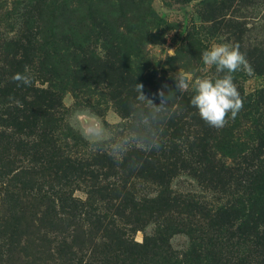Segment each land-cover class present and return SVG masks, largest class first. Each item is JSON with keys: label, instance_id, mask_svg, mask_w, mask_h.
Wrapping results in <instances>:
<instances>
[{"label": "rangeland", "instance_id": "1", "mask_svg": "<svg viewBox=\"0 0 264 264\" xmlns=\"http://www.w3.org/2000/svg\"><path fill=\"white\" fill-rule=\"evenodd\" d=\"M217 43L252 67L219 129L176 85L223 75ZM97 125L159 147L114 159ZM0 264H264V0H0Z\"/></svg>", "mask_w": 264, "mask_h": 264}, {"label": "clouds", "instance_id": "2", "mask_svg": "<svg viewBox=\"0 0 264 264\" xmlns=\"http://www.w3.org/2000/svg\"><path fill=\"white\" fill-rule=\"evenodd\" d=\"M169 53L173 56L174 50L169 48ZM202 63L205 65V71L214 67L217 74L223 73V75H217L215 78L197 76L189 81L179 72L176 85L180 92L187 91L191 87L194 95L190 99V104L198 110L201 119L211 127L223 128L229 121V114L231 119H235L243 108V99L234 82L233 74L243 71L251 75L252 67L239 47L229 43H217L205 50L202 53ZM27 72L26 68L24 74L15 73L12 80L31 85L32 78ZM143 88L142 83H136L137 101L159 117L167 110L168 96L165 97L161 90L158 93L160 103L157 104L154 99L145 95ZM83 135L91 147H103L117 160L122 159L132 148L150 151L159 147L158 143L152 139L154 135L151 138L142 139L138 135H126L123 131L114 134L110 128H104L102 125L90 127Z\"/></svg>", "mask_w": 264, "mask_h": 264}, {"label": "trees", "instance_id": "3", "mask_svg": "<svg viewBox=\"0 0 264 264\" xmlns=\"http://www.w3.org/2000/svg\"><path fill=\"white\" fill-rule=\"evenodd\" d=\"M259 214H260V211H259ZM250 221H259L261 220V217L259 216L258 218L254 217V216H250Z\"/></svg>", "mask_w": 264, "mask_h": 264}]
</instances>
